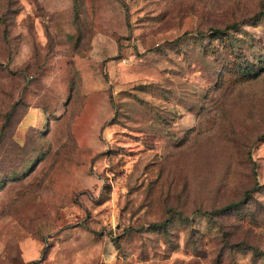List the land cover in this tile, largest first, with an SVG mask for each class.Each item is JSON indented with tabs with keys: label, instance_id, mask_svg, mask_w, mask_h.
Returning <instances> with one entry per match:
<instances>
[{
	"label": "rangeland",
	"instance_id": "rangeland-1",
	"mask_svg": "<svg viewBox=\"0 0 264 264\" xmlns=\"http://www.w3.org/2000/svg\"><path fill=\"white\" fill-rule=\"evenodd\" d=\"M0 264H264V0H0Z\"/></svg>",
	"mask_w": 264,
	"mask_h": 264
},
{
	"label": "trees",
	"instance_id": "trees-1",
	"mask_svg": "<svg viewBox=\"0 0 264 264\" xmlns=\"http://www.w3.org/2000/svg\"><path fill=\"white\" fill-rule=\"evenodd\" d=\"M236 25H237V23H233L231 25H226L224 28H210V29H213V30L217 31L218 33H222V32L225 31V29H228L230 27H234Z\"/></svg>",
	"mask_w": 264,
	"mask_h": 264
}]
</instances>
